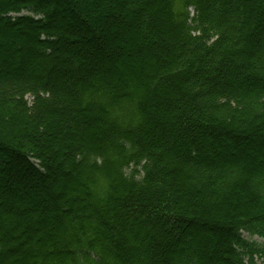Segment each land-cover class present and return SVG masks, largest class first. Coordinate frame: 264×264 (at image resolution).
I'll list each match as a JSON object with an SVG mask.
<instances>
[{
    "label": "trees",
    "instance_id": "1",
    "mask_svg": "<svg viewBox=\"0 0 264 264\" xmlns=\"http://www.w3.org/2000/svg\"><path fill=\"white\" fill-rule=\"evenodd\" d=\"M107 3L0 0V264H264V0Z\"/></svg>",
    "mask_w": 264,
    "mask_h": 264
},
{
    "label": "rangeland",
    "instance_id": "2",
    "mask_svg": "<svg viewBox=\"0 0 264 264\" xmlns=\"http://www.w3.org/2000/svg\"><path fill=\"white\" fill-rule=\"evenodd\" d=\"M84 1V2H83ZM98 0H71V3L74 5V10L79 11L80 13H82L83 17L88 19V23L90 25H92V27H94L99 33L102 34L103 31V24L98 21V17L100 16L101 12H104L110 8V6L108 5V3L103 7L102 11H99L100 9H96L95 5L97 3ZM108 23V22H107ZM108 25V24H107ZM110 27V25H109ZM97 32V33H98ZM88 41L90 42H85L82 44V49L85 53L87 54H98V55H106L105 57L108 59L107 60V64L108 66L112 65V63L115 61V58H120V59H124L125 57L127 58L129 56V52L128 51H123V53H118V54H114L113 52L110 51L109 47H110V43L107 41H103L100 40L98 43L93 41V38H91V35L88 36ZM101 44V46L103 47L102 49L99 47V45ZM119 44H125L123 42H119ZM11 44L8 42L2 43L1 44V48H0V56L3 55V53H6V51L11 48ZM84 67L81 72H79L78 74H82L85 70ZM22 65H18L17 66V71L22 72ZM104 71V69H102ZM1 71V70H0ZM1 74V73H0ZM32 101V98L29 97V102ZM234 156L243 159V155L240 153H236L233 155L232 158H235ZM255 158L260 159L258 156L254 155ZM262 159L264 160V158L262 157ZM6 179L1 178V185L0 187L6 183L7 181H5ZM244 237L249 240L250 242H254L256 245L258 246H263L264 245V239L257 236V235H251L248 232H243ZM188 250L185 249V252H187ZM179 254H184L182 252H179ZM255 263L256 264H262V259H260L259 257H255Z\"/></svg>",
    "mask_w": 264,
    "mask_h": 264
}]
</instances>
